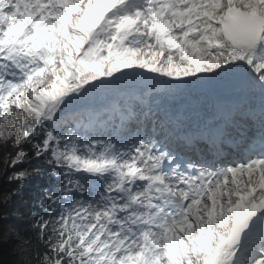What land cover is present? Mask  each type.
Masks as SVG:
<instances>
[{
    "label": "snow or ice",
    "instance_id": "snow-or-ice-1",
    "mask_svg": "<svg viewBox=\"0 0 264 264\" xmlns=\"http://www.w3.org/2000/svg\"><path fill=\"white\" fill-rule=\"evenodd\" d=\"M8 145L0 264H264V0H0Z\"/></svg>",
    "mask_w": 264,
    "mask_h": 264
},
{
    "label": "trees",
    "instance_id": "trees-1",
    "mask_svg": "<svg viewBox=\"0 0 264 264\" xmlns=\"http://www.w3.org/2000/svg\"><path fill=\"white\" fill-rule=\"evenodd\" d=\"M12 149V145H8V147L5 149L6 151H10ZM2 168L4 169V162L2 160V158L0 157V172H3L2 171ZM32 185H28L24 188V190L26 191L27 187H30ZM9 186L7 185L6 181H4L3 179H0V191L2 190H6ZM24 206V204H23ZM21 205H19V202H18V198H16L12 204V208H11V211L13 213H16V212H23L26 207H23ZM11 225L13 228H22L26 225V221H23V220H20V219H17L15 215H13L11 221H10ZM9 247V243L8 242H5L4 243V250L6 251L7 248Z\"/></svg>",
    "mask_w": 264,
    "mask_h": 264
},
{
    "label": "bare ground",
    "instance_id": "bare-ground-1",
    "mask_svg": "<svg viewBox=\"0 0 264 264\" xmlns=\"http://www.w3.org/2000/svg\"><path fill=\"white\" fill-rule=\"evenodd\" d=\"M185 96H186V94H183V95L177 96L176 98H177L178 100H176V99L174 98L173 100L168 101L166 104H171V105H181V104H180L181 101H185L186 103H187V102H191V101H189V100H186V99H185ZM200 105H203V104H200ZM200 105H199V102H198V101H194V106H195L196 108H199ZM200 109H202V108H200Z\"/></svg>",
    "mask_w": 264,
    "mask_h": 264
},
{
    "label": "rangeland",
    "instance_id": "rangeland-1",
    "mask_svg": "<svg viewBox=\"0 0 264 264\" xmlns=\"http://www.w3.org/2000/svg\"><path fill=\"white\" fill-rule=\"evenodd\" d=\"M2 148V146H0V149Z\"/></svg>",
    "mask_w": 264,
    "mask_h": 264
}]
</instances>
